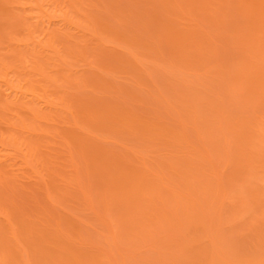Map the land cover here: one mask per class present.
Returning a JSON list of instances; mask_svg holds the SVG:
<instances>
[{"label":"rangeland","instance_id":"1","mask_svg":"<svg viewBox=\"0 0 264 264\" xmlns=\"http://www.w3.org/2000/svg\"><path fill=\"white\" fill-rule=\"evenodd\" d=\"M0 264H264V0H0Z\"/></svg>","mask_w":264,"mask_h":264}]
</instances>
